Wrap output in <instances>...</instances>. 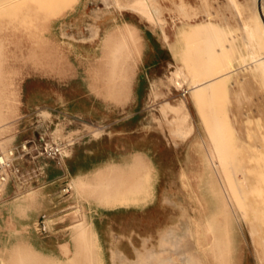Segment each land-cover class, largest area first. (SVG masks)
<instances>
[{"label": "rangeland", "instance_id": "1", "mask_svg": "<svg viewBox=\"0 0 264 264\" xmlns=\"http://www.w3.org/2000/svg\"><path fill=\"white\" fill-rule=\"evenodd\" d=\"M56 1L0 0V76L7 82L0 94L11 98V109H0V148L61 135L59 120L45 123V108L25 115L23 83L29 77L44 79L56 89L70 88L72 94L87 92L100 105L112 107L114 115L124 114L132 99L127 82L137 59H115L117 70L110 77L105 43L126 22L167 27L176 32L179 59L156 79L162 90L158 111L171 116L169 125L179 143L190 135L179 146L177 172L178 212L192 217L194 253L187 264H264V72L252 62L264 55V0H180L196 9L184 26L173 13L172 0H88L86 9L85 0ZM157 1L167 6L161 14L154 8ZM211 28L219 36L213 44L205 37ZM85 40L91 41L81 43ZM126 41L133 44V39ZM226 71L215 87H193ZM209 109L219 114L222 130L215 135L225 137L224 144L211 139ZM216 153L227 175L215 171L220 165L210 164ZM31 186L17 192L7 185L0 196V264H100L96 238L81 206L57 204L56 196L49 207ZM79 223L83 236L76 233ZM79 239L86 240L85 249Z\"/></svg>", "mask_w": 264, "mask_h": 264}, {"label": "crops", "instance_id": "2", "mask_svg": "<svg viewBox=\"0 0 264 264\" xmlns=\"http://www.w3.org/2000/svg\"><path fill=\"white\" fill-rule=\"evenodd\" d=\"M125 25L134 28L136 46H130L127 59L137 62L129 74L132 99L124 114L114 115L112 107L100 105L87 92L72 94L70 88L56 89L36 77L24 81L25 115L42 107L49 113L45 123L63 124L60 136L36 140L35 145L57 144L61 152L56 158L34 160L42 175L31 187L49 207L56 196L57 204L81 206L96 238L100 264H187L194 253L192 217L179 215L177 172L179 146L190 135L179 143L169 125L171 116L159 114L162 90L156 80L179 59L176 32L140 22ZM60 246L55 249L59 254Z\"/></svg>", "mask_w": 264, "mask_h": 264}, {"label": "bare ground", "instance_id": "3", "mask_svg": "<svg viewBox=\"0 0 264 264\" xmlns=\"http://www.w3.org/2000/svg\"><path fill=\"white\" fill-rule=\"evenodd\" d=\"M60 1H62V0H57L56 2H58V3H56V5L59 4ZM104 1H105L106 4H108L110 2H113L112 0H104ZM5 3H7V1ZM170 3H171L170 6L172 7L173 13L177 14L181 18L180 19L181 21L180 20L179 21L181 23H183V24H181L183 26L186 25L187 21L190 22L191 19L190 20H187V19H189L190 17L194 16L195 13H196L195 6H194V4H191V2L180 1V0H172ZM1 5H2V3H1ZM166 7L167 6H163V5H161L158 2V3H155V7L154 8H155L156 11L160 12V14H161V11L164 10ZM141 12H143V11H141ZM188 25H191V23H189ZM198 32L200 33V31H198ZM181 37L184 40H186V38H187L186 34H184V33L181 34ZM205 37H206L207 41L210 44H213V43L217 42V38L219 36L216 33V31L211 28V29H209L208 32H206ZM128 38L131 39V40L133 39V44H131V45L128 44V42L126 41ZM130 46H132L134 48L136 47L135 46V38H134V28H131L129 26H126L125 29L119 31L116 35H113L112 37H110L106 41V43H105V58L106 59H110V61H111V64H110L109 69H108V74L110 75V77H112L115 74V71L117 70V63H116L115 59H127L130 56V52H129V48H131ZM127 48H128V50H125ZM252 62H256L257 65L260 66V68L264 72V55L256 58ZM228 73H229V71L228 72L226 71V72L221 73V74H214V75L210 76V78H208V79H206V80H204V81H202V82H200L198 84H195L193 87H199L200 89L201 88H206V87L212 88V86L215 87L216 85L219 84V79H221L223 76H226ZM0 87H4V88L7 87V82H4L2 80V78H1V76H0ZM249 88H250V86H249ZM245 89H247V88H245ZM2 91H3V88H0V92H2ZM242 91H243V89H242ZM244 92H245V90H244ZM197 95H200V91L197 93ZM0 100H2V102H4V103H0V109L2 108V110H4L5 112L9 111L11 109V107H8L9 106L8 102L11 101L10 96L9 95L8 96L7 95L6 96L5 95L2 96L0 94ZM207 115H209V116H211L213 118V124L210 125V132L212 134L211 139L214 141L213 143L216 144L217 141H220L222 144H224L226 142V138L222 137V136L220 137V136H216L215 135V133L220 132L222 130V126L220 125V123L218 121L219 120L218 112L213 111V109H209ZM215 144H214V146H215ZM262 144H263L262 146H264L263 142H262ZM215 147L218 148V145H216ZM256 147H257V149H261V147H259L257 145H256ZM262 150L263 149H261V151ZM255 151H258V150H255ZM218 158H219V155L217 153L212 155V156H210V158H209L210 164L215 166V167L217 165H220L221 168H215V171H221L225 175H227L228 174L227 173V166L225 167V165H221L219 160H218ZM263 166H264V164H263ZM263 169L264 168L262 167V169L260 171L263 172L264 171ZM230 173H232V172H230ZM246 188H247L246 185L242 186L239 191H243ZM263 192H264V190H263ZM260 226H261L262 229L264 228V219L261 221ZM83 227H84V225H82V223H79L77 225V228H76V233L79 234V235H82V234L84 235V228ZM78 242H79V245L82 248L85 249L86 244H87L86 240L85 239H79ZM22 257H23V255H22Z\"/></svg>", "mask_w": 264, "mask_h": 264}, {"label": "built area", "instance_id": "4", "mask_svg": "<svg viewBox=\"0 0 264 264\" xmlns=\"http://www.w3.org/2000/svg\"><path fill=\"white\" fill-rule=\"evenodd\" d=\"M30 143V140H24L9 149L0 148V196L8 184L17 192L33 185L42 175V169L34 164V160L42 156L56 158L61 152V147L57 144ZM26 159H29L30 164L24 166Z\"/></svg>", "mask_w": 264, "mask_h": 264}]
</instances>
